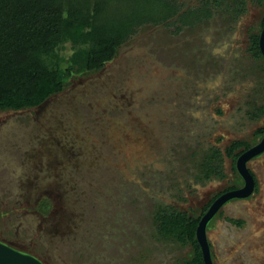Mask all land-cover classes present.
I'll list each match as a JSON object with an SVG mask.
<instances>
[{"label":"rangeland","instance_id":"374dc122","mask_svg":"<svg viewBox=\"0 0 264 264\" xmlns=\"http://www.w3.org/2000/svg\"><path fill=\"white\" fill-rule=\"evenodd\" d=\"M178 1H208L213 15L180 32L145 25L101 70L66 77L36 107L0 111L1 240L46 264L190 257L159 235L154 209L198 213L239 182L225 154L224 178L204 179L201 166L211 147L224 152L264 127V60L248 51L264 0H246L235 18L224 0ZM78 47L59 46L61 67ZM247 168L251 195L228 201L207 224L213 264H264V152Z\"/></svg>","mask_w":264,"mask_h":264},{"label":"trees","instance_id":"16d2710c","mask_svg":"<svg viewBox=\"0 0 264 264\" xmlns=\"http://www.w3.org/2000/svg\"><path fill=\"white\" fill-rule=\"evenodd\" d=\"M224 0L230 16L246 11V0ZM213 11L204 1L185 8L178 0H0V111L33 108L64 89L66 77L101 70L117 54L119 47L145 25L174 27L175 31L194 27L209 19ZM264 26L249 33L248 51L255 60H264L259 36ZM67 41L79 45L61 67L59 46ZM264 113V108L260 110ZM264 136V127L252 141L235 140L224 152L211 147L202 163L203 178L222 179L224 158L232 161L238 183L224 192L240 188L243 180L236 160ZM254 176V175H253ZM256 181V180H255ZM198 213L181 211L172 205H157L154 219L159 235L191 249L184 264H204L196 228L210 204ZM234 224L240 220L227 218Z\"/></svg>","mask_w":264,"mask_h":264},{"label":"water","instance_id":"95a60500","mask_svg":"<svg viewBox=\"0 0 264 264\" xmlns=\"http://www.w3.org/2000/svg\"><path fill=\"white\" fill-rule=\"evenodd\" d=\"M259 49L264 57V26L259 36ZM264 152V136L259 142L248 150L241 153L235 163L236 170L243 180L240 188L230 190L219 195L209 206L205 214L201 217L196 228V239L200 245L204 264H213L210 248L206 237V227L208 222L214 217L219 209L228 201L233 199H244L253 192L256 181L253 174L247 168V162ZM0 264H45L38 256L18 249L0 240Z\"/></svg>","mask_w":264,"mask_h":264},{"label":"flooded vegetation","instance_id":"af4514ba","mask_svg":"<svg viewBox=\"0 0 264 264\" xmlns=\"http://www.w3.org/2000/svg\"><path fill=\"white\" fill-rule=\"evenodd\" d=\"M1 240V239H0ZM3 241V240H2ZM5 242V241H4ZM10 245V244H9ZM40 258V257H39ZM45 263V262H44ZM46 264V263H45Z\"/></svg>","mask_w":264,"mask_h":264}]
</instances>
